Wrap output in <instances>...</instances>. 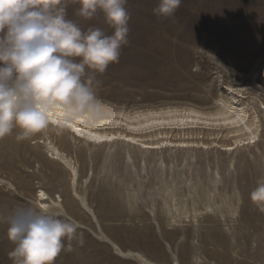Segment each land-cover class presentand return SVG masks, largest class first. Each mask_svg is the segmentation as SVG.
Segmentation results:
<instances>
[{
    "label": "rangeland",
    "instance_id": "374dc122",
    "mask_svg": "<svg viewBox=\"0 0 264 264\" xmlns=\"http://www.w3.org/2000/svg\"><path fill=\"white\" fill-rule=\"evenodd\" d=\"M157 4L128 0L129 43L92 83L108 107L214 111L223 83L264 88V0H182L171 18L154 15ZM78 8L69 2L66 18L111 34L102 13L85 19ZM254 105L261 140L237 153L75 145L58 130L17 140V130L0 140V209L36 204L40 190L61 195L78 230L54 264H143L137 255L153 264H264V213L249 200L264 178V112ZM48 137L73 158L77 188L38 143ZM13 248L0 220V264H14Z\"/></svg>",
    "mask_w": 264,
    "mask_h": 264
},
{
    "label": "clouds",
    "instance_id": "9594fccd",
    "mask_svg": "<svg viewBox=\"0 0 264 264\" xmlns=\"http://www.w3.org/2000/svg\"><path fill=\"white\" fill-rule=\"evenodd\" d=\"M91 19L102 13L111 28L86 31L66 18L68 3ZM182 0H158L157 17L171 18ZM128 0H0V140L17 132L27 140L49 128H70L77 122L98 124L108 117L107 104L92 87L120 60L129 43ZM264 213V178L249 192ZM14 248V264H54L77 234L78 224L55 206L16 205L0 209Z\"/></svg>",
    "mask_w": 264,
    "mask_h": 264
},
{
    "label": "bare ground",
    "instance_id": "6f19581e",
    "mask_svg": "<svg viewBox=\"0 0 264 264\" xmlns=\"http://www.w3.org/2000/svg\"><path fill=\"white\" fill-rule=\"evenodd\" d=\"M221 90V99L216 101L214 111L176 106L133 110L108 107L109 114L103 120L104 123L92 125L81 121L67 129L52 127L44 132L58 130L68 134L71 137L68 141L75 145L85 143L90 146H107L122 142L146 152L163 149L205 151L219 146L224 153H237L246 147H256L261 140L263 124L253 105L261 103L260 111L264 112V88L256 84L223 83ZM227 141L230 143H226ZM38 143L45 144L49 160L71 170L70 186L77 188L80 175L72 165L73 158L61 151L50 137L47 140L41 139ZM41 192L44 193L43 197L39 195ZM35 202L55 206L64 217L73 220L68 215L60 194L51 197L40 190L35 194ZM184 222L189 223L187 226L193 224L191 219ZM172 226L178 225L175 223ZM127 255L132 257L136 254ZM137 256L141 263L153 264L145 257Z\"/></svg>",
    "mask_w": 264,
    "mask_h": 264
},
{
    "label": "snow or ice",
    "instance_id": "6c2138e0",
    "mask_svg": "<svg viewBox=\"0 0 264 264\" xmlns=\"http://www.w3.org/2000/svg\"><path fill=\"white\" fill-rule=\"evenodd\" d=\"M230 90H232V91H235V89H230ZM101 123H104V121H101ZM70 127H73V125L72 126H70ZM74 130H77V129H74ZM104 139H107V137H104ZM39 195L41 196V197H43L44 196V193L43 192H41V193H39ZM42 207H46L47 205L46 204H44V205H41Z\"/></svg>",
    "mask_w": 264,
    "mask_h": 264
}]
</instances>
